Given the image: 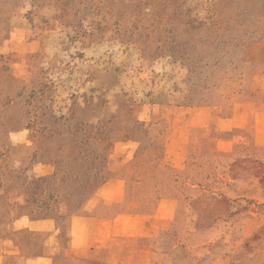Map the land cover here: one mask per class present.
<instances>
[{"label": "rangeland", "instance_id": "1", "mask_svg": "<svg viewBox=\"0 0 264 264\" xmlns=\"http://www.w3.org/2000/svg\"><path fill=\"white\" fill-rule=\"evenodd\" d=\"M86 207L118 264H264V0H0V239L103 264Z\"/></svg>", "mask_w": 264, "mask_h": 264}, {"label": "crops", "instance_id": "2", "mask_svg": "<svg viewBox=\"0 0 264 264\" xmlns=\"http://www.w3.org/2000/svg\"><path fill=\"white\" fill-rule=\"evenodd\" d=\"M112 185V182L106 183L100 190L107 192V188ZM95 205V204H94ZM98 207V204L95 206ZM97 209V208H95ZM123 216L116 215L110 216L107 213L95 212V210L86 207L85 212L80 215H74L70 218V245L69 250L72 257H78L86 262L103 263V264H118V259H109L107 247L109 240L112 236H118L125 233L121 227V220ZM50 229L51 233H57L56 227L51 226L49 223L46 226ZM140 227L143 229H150L147 226H138L137 231L133 230L132 233H138ZM33 230L31 225L19 219L15 222L14 228L8 237L0 239V264H11L12 257L15 260L19 259V264H54V254H38L33 256H23V247L18 242L16 235L26 230ZM41 229V226H35L34 230ZM144 231V230H142ZM150 233V231H149Z\"/></svg>", "mask_w": 264, "mask_h": 264}]
</instances>
